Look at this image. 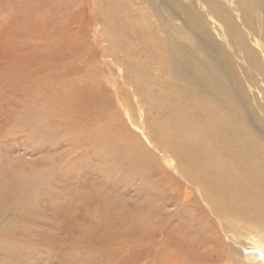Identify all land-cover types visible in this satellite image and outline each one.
<instances>
[{
  "label": "rangeland",
  "instance_id": "rangeland-1",
  "mask_svg": "<svg viewBox=\"0 0 264 264\" xmlns=\"http://www.w3.org/2000/svg\"><path fill=\"white\" fill-rule=\"evenodd\" d=\"M164 11L159 0H0V186L15 175L49 179L1 213L14 223L0 231V264H199L202 254L242 251L158 156L149 172L129 171L123 158L127 136L139 138L140 109L145 125L160 126L174 112L197 123L199 105L227 118L237 110L231 97L200 91L193 67L204 53ZM110 148L121 155L117 167L95 152ZM13 190L0 195L10 203ZM248 258L264 263V254Z\"/></svg>",
  "mask_w": 264,
  "mask_h": 264
},
{
  "label": "bare ground",
  "instance_id": "bare-ground-1",
  "mask_svg": "<svg viewBox=\"0 0 264 264\" xmlns=\"http://www.w3.org/2000/svg\"><path fill=\"white\" fill-rule=\"evenodd\" d=\"M159 1L167 17L178 19L191 29L195 34L197 50L204 53L196 60V65L193 67L195 75L196 69L198 73L201 72L199 74L201 77L199 84L202 88L200 91H208L213 97L219 99L231 97L237 110L227 118L220 111H215L213 107L199 105L196 107V113L201 114L203 118L196 117L195 126L190 115L186 114L183 119H180L184 115L179 112L168 115L169 120L166 118V124L163 123L162 125H165L160 126L155 120L145 125V114L140 109V112L137 111L139 127H136L139 138L133 135L132 137L127 136L129 140H125L122 144L127 148L123 158L131 161V163L128 162L129 171H143L157 165L156 156H158L164 165L188 185L184 186V197L192 196L191 199L202 202L211 217L217 220L218 229L223 232V239L225 235L231 242H237L236 245H241L242 251L245 252L243 253L240 248L236 249L234 246L235 249L227 251L226 256L222 258L217 256L218 260H212L208 254L205 258L202 254L197 256L199 264H220L219 261H222V264H244L248 257L251 261L255 259L250 258L254 253L264 254V0H194L196 3L193 0L190 2L186 0ZM192 3L196 4L197 13L195 14L197 16H193L192 9L195 10V7ZM178 48L180 49L179 46ZM255 53L262 56L263 62L259 63ZM87 96L89 95L86 94ZM124 112L126 114V110ZM34 121L32 119V122ZM111 124L114 125V123ZM112 134L117 136L118 133L112 131ZM49 135L51 137V134ZM54 136L59 138L60 136H52L54 141H58ZM108 136L111 134L103 131L97 138L105 141L104 143L109 147ZM140 138L145 140L146 144L143 145ZM95 152L101 157L102 166L112 168L118 166L121 155H116V151L110 148V151L95 149ZM108 156L113 159H104ZM48 180L44 173L22 177L15 175L7 179L5 184L3 183L4 186H0V191L14 187L13 192H10L12 198V201L9 200L10 203L8 199L0 195V231L9 233L8 228L14 223L3 214L9 208L14 209L15 205H19L20 202L28 201L26 196L29 192L31 193L33 185L46 183ZM205 237L203 236L204 241ZM252 263L264 264L260 259ZM173 264L177 262L174 261Z\"/></svg>",
  "mask_w": 264,
  "mask_h": 264
}]
</instances>
